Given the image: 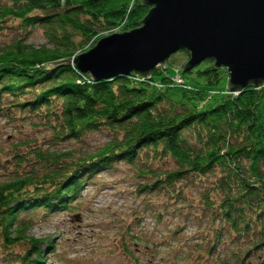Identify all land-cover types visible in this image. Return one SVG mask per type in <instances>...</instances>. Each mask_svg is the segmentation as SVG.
I'll use <instances>...</instances> for the list:
<instances>
[{"label":"trees","instance_id":"obj_1","mask_svg":"<svg viewBox=\"0 0 264 264\" xmlns=\"http://www.w3.org/2000/svg\"><path fill=\"white\" fill-rule=\"evenodd\" d=\"M147 12L141 0H0V36L10 33L0 47V118L30 119L49 133L38 145L29 137L13 145L14 162L0 159V171L14 163L0 180V259L42 264L53 245L29 235L34 215L73 210L85 184L126 166L139 180L132 193L147 195L137 209L153 216L154 228L164 222L163 210L199 185L193 217L205 225L191 245L196 256L218 264H249L258 256L264 264V83L211 93L224 89L226 68L204 59L183 69L185 50L176 52L186 56L179 69L172 53L147 75L132 71L98 82L60 64L107 34L138 28ZM35 29L41 45L29 42ZM101 130L109 139L96 151L57 149ZM135 215L123 220L116 241L132 264L139 247L152 249L140 241ZM182 230L169 231L178 237ZM223 242L233 247L231 259L218 258Z\"/></svg>","mask_w":264,"mask_h":264},{"label":"rangeland","instance_id":"obj_2","mask_svg":"<svg viewBox=\"0 0 264 264\" xmlns=\"http://www.w3.org/2000/svg\"><path fill=\"white\" fill-rule=\"evenodd\" d=\"M9 38L10 33L4 31V34L0 36V47L7 44ZM44 41L45 39L36 29L29 40L38 45L43 44ZM172 57L176 69L181 68L186 61V56L181 53H176ZM176 73V76H180L179 72ZM227 82L222 91L215 89L211 93L220 94L225 93V90L229 91ZM220 87H223V84ZM48 135L46 131L32 125L30 119L11 121L9 118H0V159H5L9 155L11 161L14 162L15 159L11 153L16 149L12 147L13 145L16 146L19 141H25L27 137L31 140L35 139L38 145L43 142L42 139L48 138ZM108 135L103 130L90 132L89 136L83 140L60 143L57 149H62L64 152L77 149L80 152L90 153L108 141ZM2 170L0 171L1 181L8 176L11 170L14 171V163L3 167ZM132 173L134 171L132 169L129 171L126 166L119 167L113 172L104 170L88 185H84L80 199L75 201L73 210L52 212L46 217H39V214L34 215L36 223L33 224L29 235L38 239L45 238L47 243L53 245L52 250L50 248L45 252L46 258L42 264H132L131 257L121 253L116 241L119 231L127 221L126 218H130L128 216L133 210L137 213L136 217H141L138 228L142 236L140 241L148 242L150 247H147L152 248L147 251L140 244L138 253L134 254L139 259L136 264H218L216 261L213 263L214 258L206 261L203 257L196 256L191 246L195 238L202 236L201 225H205L204 223L199 224L198 220L193 217V213L199 210L193 198L199 197L201 187L199 185L193 186L194 188L190 186L187 190L189 194L186 201L183 203L173 201L171 204L173 208L170 206L168 210H163L166 211L163 217L164 222L158 223V227L154 228V219H151L153 216L149 212H142L141 205L144 204L143 199H146L147 195L135 196L132 193L139 183L137 178H133ZM160 201V205L166 203L164 199ZM138 207L142 209L138 210ZM160 207L163 208V206ZM179 226L183 227L179 236H172L169 230ZM231 246L223 242L217 250L220 260L231 259L230 251L233 249ZM13 250L17 253L22 251L20 247ZM11 260L9 257H1L0 264H17L16 261ZM261 263L263 264L258 256L251 257L249 261V264Z\"/></svg>","mask_w":264,"mask_h":264},{"label":"water","instance_id":"obj_3","mask_svg":"<svg viewBox=\"0 0 264 264\" xmlns=\"http://www.w3.org/2000/svg\"><path fill=\"white\" fill-rule=\"evenodd\" d=\"M141 4L148 12L138 20V28L107 34L60 64L89 72L98 82L132 71L147 75L153 67L164 68L172 53L185 50L190 57L183 69L204 59L226 68L230 93L263 85L264 0H141Z\"/></svg>","mask_w":264,"mask_h":264},{"label":"built area","instance_id":"obj_4","mask_svg":"<svg viewBox=\"0 0 264 264\" xmlns=\"http://www.w3.org/2000/svg\"><path fill=\"white\" fill-rule=\"evenodd\" d=\"M174 78H175L177 83H181L182 82V80H181L182 78L180 76H176L175 75Z\"/></svg>","mask_w":264,"mask_h":264},{"label":"bare ground","instance_id":"obj_5","mask_svg":"<svg viewBox=\"0 0 264 264\" xmlns=\"http://www.w3.org/2000/svg\"><path fill=\"white\" fill-rule=\"evenodd\" d=\"M234 93H236V92H234Z\"/></svg>","mask_w":264,"mask_h":264}]
</instances>
